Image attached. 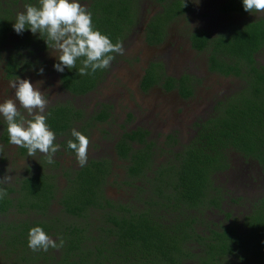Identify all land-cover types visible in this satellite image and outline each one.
Masks as SVG:
<instances>
[{
	"label": "trees",
	"instance_id": "16d2710c",
	"mask_svg": "<svg viewBox=\"0 0 264 264\" xmlns=\"http://www.w3.org/2000/svg\"><path fill=\"white\" fill-rule=\"evenodd\" d=\"M159 1L166 5L163 15L147 30L151 44L161 42L169 18L182 13L179 4L169 7V0ZM26 3L36 5L37 0H0V47L10 42L16 50L8 55L4 71L13 77L31 65L21 52L34 55L36 47L47 45L46 37L39 33L17 35L13 31L16 14ZM231 5L237 13H245L240 0H232ZM88 10L94 28L113 43H123L136 19L137 0H91ZM191 42L194 49L209 51L210 70L240 78L241 90L219 100L211 116L195 124V137L181 150L173 151L178 142L173 146L175 138L169 135L173 149L159 165L152 156L157 141H150L149 132L142 127L130 131L123 127L113 142L117 157L126 163L121 184L134 196L128 204L108 200L104 194L105 180L114 171L109 159L92 160L73 176L65 175L67 185L58 198L52 176L38 168L20 178L17 187L0 189L4 193L0 198V245L21 253L17 251L12 264H184L186 260L194 264H264V193L249 204L241 223L236 224L231 220H235L233 214L225 212L227 193L215 180L216 175L233 168L235 158L256 164L264 178V65L256 61L264 52V21L245 23L231 34L213 39L196 32ZM80 66L78 60L75 68L59 73L62 88L74 98L96 92L107 73L106 69L80 76ZM161 69L152 65L145 71L143 90L163 81ZM188 83V77L179 81L165 78V88L177 89L183 98L192 95ZM46 117L56 136L69 133L75 122L84 123L79 130L83 134L96 124L109 122L112 107L102 105L92 116L69 102L50 109ZM102 132L109 136L108 131ZM3 136L8 144L7 127ZM68 141L62 147L75 155L67 147ZM19 153L26 156L28 152L20 148ZM50 164L58 166L53 160ZM52 203L60 214L50 210ZM205 211L226 216L228 223L201 221ZM25 214H37L40 219L6 222L9 216ZM59 216L65 220H58ZM37 226L63 244L32 251L28 232ZM199 227L204 230L198 231ZM193 244L197 248H191Z\"/></svg>",
	"mask_w": 264,
	"mask_h": 264
},
{
	"label": "rangeland",
	"instance_id": "374dc122",
	"mask_svg": "<svg viewBox=\"0 0 264 264\" xmlns=\"http://www.w3.org/2000/svg\"><path fill=\"white\" fill-rule=\"evenodd\" d=\"M140 6L142 11H146V13L141 16L139 15L137 20L139 22H141L142 19H146L147 15L153 9L159 7L158 4H155L154 0H141ZM210 11L211 10H208V12ZM193 26H195L194 17L191 19L188 17L178 18L170 26L168 42L160 47H153L146 44L144 42L143 30L137 27L128 35L123 43V54H116L115 59L111 62L108 68V74L107 76L105 75L104 79L101 81L100 87H98L99 89H97L93 96L85 102L72 103L78 107L85 105L83 109L92 116L96 115V111H98L96 105L99 103L111 105L112 107V118L110 121L105 125L96 124L94 130L92 129V132L90 131L87 136L89 140L87 161L109 159L111 161L113 160L112 162L114 163L112 181L108 182L107 190L106 192L104 191L108 200L111 199L114 201L115 199L117 202L120 201L124 204H128L134 197L132 190L121 184L125 176L124 163L114 160L115 155L112 152V141L123 132V127L126 126L128 131L137 127L148 128L151 132L152 139L158 142V146H161V141L164 139L165 135L175 134L180 138V142L182 143L179 146H183L191 140L192 133L189 131L191 128L190 125L208 119L211 116V105L214 102L241 90L243 82L240 78H238V86L233 87L230 91V85L237 83L234 78L207 73L204 74L205 64L202 62H204L206 54H194L189 50L186 42L189 29ZM13 39L15 38L13 37ZM183 39L184 41L182 42ZM159 52L164 53V55H169V58L165 57V59H163V57L158 55ZM186 53L192 56V59L187 62L184 60L185 58L187 60L190 56H187ZM259 57L258 59L262 60L264 58V53ZM155 59L159 60L165 69H169V74H177L181 71V75L187 74L192 76L196 88L194 90V96L189 100L182 101L175 94H166L164 90L159 87L148 91H141L138 84L140 73L144 65L143 63L147 60L149 63H152L156 61ZM178 61L184 62L185 66L179 69L176 67L178 70L172 71L170 69V64L172 62L180 64ZM52 66L53 65H49L51 69V80L52 72L54 71ZM6 83L7 82L0 81V100L2 102L14 96L15 90L11 89L9 84ZM36 83L37 82L32 84L44 95L47 101V108L50 105L48 102L52 101L50 93L51 87L41 89V86ZM44 85L46 86V84ZM224 88H226L225 91H223ZM59 98L60 97H58V99ZM58 99L56 101L63 104L70 102L68 96L64 99ZM20 111L23 112L22 109ZM81 126L82 122H78L74 125V129L79 131ZM103 129L109 133L107 138L99 137ZM179 146L174 147L173 151H179ZM3 148L4 144L0 142V149ZM19 151L20 147L9 145L0 154V178L4 176L12 177L8 182L0 183L1 190L15 188V184L24 176L26 168H29L34 163L36 155L40 156V159L35 161L36 168L41 169L42 165L49 164L48 161L42 158L45 154L37 152L35 157H29L28 155L25 156L20 154ZM162 154L163 151L156 149L155 156H157V158L155 160L154 156L153 162H156V164L163 163L164 158ZM56 159L62 161L61 167H58L56 170H51V173L56 175L55 180L59 183L58 187L62 186L63 188L65 185V178L61 175V172L76 166V163L68 156H64L60 149L57 150ZM234 163L239 164L240 167H238V170L231 171L226 175H216L215 180L217 186L223 189L228 196L225 202V212L232 213L235 220H231L236 224H240L242 217L248 211L249 204L264 193V180L256 164L249 163L250 165H248V163L244 161L239 162L237 158H235ZM52 212L56 215L60 214L57 205L53 207ZM33 217L40 219L37 214H25L19 217L14 216L13 218L9 216L7 218L9 220L6 222L25 218L33 219ZM63 218V216H59L58 220H65ZM200 219L203 222L207 219L215 223H228L226 216L212 214L210 211H205L204 215L201 214ZM201 229L204 230V228L199 227L198 231H201ZM190 247L197 248V245L193 244L190 245ZM17 251L20 253V250ZM17 251L4 248L0 245V264H12L13 261L18 258ZM19 255H21V253ZM184 264L194 263L186 260Z\"/></svg>",
	"mask_w": 264,
	"mask_h": 264
},
{
	"label": "clouds",
	"instance_id": "9594fccd",
	"mask_svg": "<svg viewBox=\"0 0 264 264\" xmlns=\"http://www.w3.org/2000/svg\"><path fill=\"white\" fill-rule=\"evenodd\" d=\"M240 3L243 11L251 15L254 11L264 12V0H240ZM12 28L17 35L28 31L45 36L46 43L58 51L53 69L61 74L66 68H75L78 60L80 76L106 70L115 59L113 54H123L120 42L113 43L109 36L93 27L92 13L81 0H37L36 5L26 3L24 10L16 14ZM38 75H43L42 68ZM9 87L15 90L14 96L0 102V119L7 123L9 143L27 149L29 156L37 152L46 154L51 162L58 148L54 144L56 135L50 130L44 114L47 104L44 95L29 79L17 77L9 82ZM71 136L74 139L68 141L67 147L73 150L83 167L87 162L89 140L75 129H72ZM11 179L4 176L0 183ZM3 195L0 191V198ZM27 244L34 252L48 251L50 247L61 246L63 241L57 244L42 227L37 226L29 229Z\"/></svg>",
	"mask_w": 264,
	"mask_h": 264
},
{
	"label": "flooded vegetation",
	"instance_id": "af4514ba",
	"mask_svg": "<svg viewBox=\"0 0 264 264\" xmlns=\"http://www.w3.org/2000/svg\"><path fill=\"white\" fill-rule=\"evenodd\" d=\"M90 1L89 0H81V2L86 4L88 8H89ZM140 2H141V0H137L136 19L134 21L133 26L131 27V32L134 29H136L137 27L140 28L141 30H143L144 42L146 44H148L150 46H153V47H160L163 44L168 42L169 29H170V26L175 22V20H177L180 17L181 18L188 17L189 19L194 17L195 18V26H193V27H191L189 29V34L186 37V42L188 44L189 50L191 52H193L194 54H199V55H205L206 54V56L204 57V62H202L203 64H205L204 71H203L204 74L207 73V74L219 75V76L228 77V78H230V77L234 78L235 82H237V83L236 84L234 83V84L230 85L231 86L230 89H229L230 91H231V89H233V87H237L238 86V84H239L238 83V78L230 76V75L229 76H224V75H222V74H220V73H218L216 71L210 70V65H209V56L210 55H209V51L194 49L193 46H192V42H191V35L196 33V32H204V33H207L212 39L216 38V37H218L220 35H229L233 31V29H235L236 27H239V26H241V25H243L245 23L252 22L254 20H263L264 21V12H255L254 11L252 13V15L249 14V13H246V12L243 13V14L237 13L236 11L231 9L232 6H233V5H231L232 0H199L198 3H196V0H169L168 1L169 2V7L173 6L174 4H179L182 7V13L177 15V16H175V17H173V18H169V22L165 25V32H164V36H163L161 42L151 44V43H149L147 41V35H146L147 30L149 28V25L152 22H155L158 19V17L163 15L164 6L166 4H165V2L161 3L159 0H154L155 4L156 5L158 4L159 7L157 9H153L147 15L146 19H144V20L142 19V21L139 22V21H137L139 15L141 16V15L146 13V11H142L141 6H140ZM139 6H140V8H139ZM208 10H211V11L208 12ZM242 21H244V22H242ZM125 40H124V42H125ZM183 41H184V39L182 40V42ZM123 43H121L122 46H123ZM0 52H2L1 55H0V81L1 82H7L6 84H9L10 81H14L17 77H20L21 79H29L33 84L35 82H37L36 84H39L41 86V89H43L45 87H51L50 88V93H51L52 101L48 102V103H50V105L47 108H45V113H44L45 115L49 112L50 109H52V108H54V107H56V106H58L60 104H63L61 102H57L56 101L58 99V97H60L59 99H64L66 96H68L70 98L71 104L74 103V102L75 103L76 102L82 103V102H85L86 100H88L90 97H92L93 94L95 93L94 92V93H92V94H90L88 96H85V97L74 98V97L70 96L69 93H67L62 88V85H61V82H60V75L55 70L52 72V80H51V74H50L51 73V69L49 68V65H53L55 62H57L56 57L58 56V51L56 49L50 47L48 44L43 46V47H36L33 50L34 55H32V54L29 55V52H27L26 50L21 52L24 55L23 60L27 59L28 62L31 63V65L26 66L23 69H21V73L19 75H17L16 77H13L12 75L7 74L4 71V63L7 61L8 55H10L12 52L16 53L15 45L14 44H10V42H7V44H4V45H2L0 47ZM188 53H186L187 56H190V54H188ZM263 53H261V54H263ZM261 54H259L257 56L256 61H257L258 65L263 66L264 65V58L262 60L258 59V57ZM113 55L116 56V54H113ZM158 55L163 57V59H165V57L169 58V55H164V53H162V52H159ZM34 58L37 59V63H35V59ZM190 59H192V56H190L187 60L185 58L184 61L187 62ZM178 62L180 64H178L177 62H172L170 64L171 65L170 69L172 71H176L179 68H182L183 66H185L184 62H182V61H178ZM32 63H34V64L32 65ZM143 64L144 65H143V68H142L141 73H140V79H139V84H138V87H139V89L141 91H148V90H151L153 88L159 87L160 89L164 90V92L166 94L173 93L182 101L189 100L191 97L194 96V94H195L194 90L196 88H195V85L193 83V77L192 76L187 75V74L181 75L180 74L181 71L179 73H177V74H174V73L169 74V69H165V67L163 66V64L159 60H156V61H154L152 63L151 62L149 63V61L147 60ZM152 65H160L161 66V68H162L161 69L162 70V76H160V79L163 80V81H161L159 84H153L150 87H148V89L143 90L142 89V80H143V78L145 76V71L147 69H149ZM176 67H178V69ZM41 68L43 69V75H38V72H39V70ZM108 71H109V69H107V73H105L106 76L108 74ZM186 77L189 78V83L188 84L192 86V95L190 97L183 98L179 94L177 89L165 88V78H173L176 81H179L182 78H186ZM44 84H46V86ZM225 90H226V88L223 89V91H225ZM227 97H229V95L225 96L220 101H224L225 98H227ZM0 102H2V101L0 100ZM218 102L219 101H216V102H214L211 105L212 106L210 108V113L211 114H212V112L214 110L215 105ZM72 105H74L76 108H80L82 110H84L83 108H85V105H83L82 107H78L75 104H72ZM102 105H106V104L99 103V104L96 105V109L99 110V108ZM204 121L205 120H202L201 122H204ZM201 122L198 121V122L190 125L191 128L189 129V131L192 133V136H191V140L189 142H191L193 140V138L195 137V135H196V130H194L195 124L197 125V124H199ZM77 123L78 122H75L73 124V128L68 130V131H70L69 133L66 131L63 134V136H56V139L54 141V144L57 146L58 149L61 150L63 155L64 156H68L70 159H72L76 163V166H73L69 170H65V171L61 172V175L64 176V178H65L64 187L63 188H62V186L58 187L59 183L56 182V180H55L56 179V175H53L51 173V170L58 169V167H61V164H62V161H59L58 159H56L57 152L55 154H53L52 159H51V160L55 161L58 164L57 168H53L55 164H50V162H49V164L41 166V171L43 173L52 176V179H53L52 181L55 183V186H56V198L60 196L61 191L67 185L68 179L65 177V175H68L69 177H71V176H73L76 173V171H79L82 168L79 165L75 155L71 154V152L65 150L64 147H62V143L64 141H67V140H70V139L73 138L70 134H71L72 129H74V125L77 124ZM83 126H84V123H82V126L80 127V130H81V128H83ZM6 127H7V123L3 119H0V142L4 144V148L1 149L2 151L6 147L11 145L10 143L5 144V142L3 140V137H4L3 135H4ZM142 128H143V130H146V131L149 132V139H150V141H153L154 139H152V137H151L150 130L148 128H146V127H142ZM92 129L94 130V128H88L87 131H83V134L87 137L89 135L90 131L92 132ZM75 130H77V129H75ZM169 135H172L175 138V142H174L173 146H175L176 142H178V145H176V146H179L180 144H182L180 142V138L178 136H176L175 134H167V135H165L164 139L161 141V146H158V142H157V146L152 149V151H153V155H152L153 156V160H154V156L156 154V149H160V151H163L162 155H163L164 160L169 158V152H170L171 149H173L172 145H170V143H172V141L171 142L169 141ZM99 137L107 138V137H105V133L104 132H102L101 135H99ZM114 145L115 144L112 141V146H113L112 147V152L115 155L114 160H117V162H120V163H124V166H125L126 163L124 161L120 160L117 157V155H116V153L114 151ZM179 147H180V150L183 148V146H179ZM27 155H28V153H27ZM35 155H33V156H29L28 155V156L29 157H35ZM42 158L44 160H46V161H49V157L46 154ZM156 158H157V156H155V160H156ZM39 159H40V156L36 155V158H34V163L29 168H26V170L24 172V176H22L23 178L24 177H28L32 172L36 171L35 161H38ZM237 160L239 162H243L242 160H239V159H237ZM89 162L90 161H87L86 164H88ZM154 164H156V162H154ZM159 164H161V163H159ZM159 164H157V165H159ZM240 165H242V164H240ZM248 165H250V164H248ZM248 165H246V166H248ZM232 167L233 168L229 169L226 173L218 174V175L219 176L220 175H226V174H228L231 171L238 170V167H240V166H239L238 163L235 164L234 161H233ZM260 174H261V172H260ZM112 177H113V174L109 178H107L105 180V185H104V191L105 192L107 190L106 188H107L108 182L112 181V179H111ZM263 180H264V178H263ZM15 187H17V183L15 184ZM114 201H117V200L114 199ZM118 202H120V201H118ZM53 203L50 206V210L51 211L53 210V207L55 206V204L53 205Z\"/></svg>",
	"mask_w": 264,
	"mask_h": 264
}]
</instances>
